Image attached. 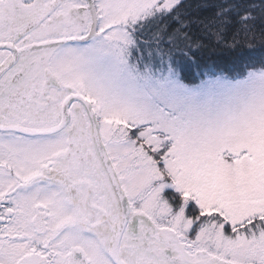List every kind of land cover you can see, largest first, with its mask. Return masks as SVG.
Instances as JSON below:
<instances>
[{
  "label": "snow or ice",
  "instance_id": "1",
  "mask_svg": "<svg viewBox=\"0 0 264 264\" xmlns=\"http://www.w3.org/2000/svg\"><path fill=\"white\" fill-rule=\"evenodd\" d=\"M169 10L0 0V264H264V79L241 109L224 78L132 95L81 75L75 42L122 50Z\"/></svg>",
  "mask_w": 264,
  "mask_h": 264
},
{
  "label": "trees",
  "instance_id": "2",
  "mask_svg": "<svg viewBox=\"0 0 264 264\" xmlns=\"http://www.w3.org/2000/svg\"><path fill=\"white\" fill-rule=\"evenodd\" d=\"M136 36L137 62L172 66L188 86L217 77L243 79L264 70V58L245 55L264 53V0H180L142 23Z\"/></svg>",
  "mask_w": 264,
  "mask_h": 264
},
{
  "label": "rangeland",
  "instance_id": "3",
  "mask_svg": "<svg viewBox=\"0 0 264 264\" xmlns=\"http://www.w3.org/2000/svg\"><path fill=\"white\" fill-rule=\"evenodd\" d=\"M179 2L180 0H167L170 10ZM137 30L138 28L122 50H119L116 45H109L104 41L93 47L88 46L81 50L76 49L78 53L84 56L85 63L82 68L87 69V75L92 73L95 76L97 65L101 70V73H98V77L101 79L99 85L132 95H147L155 85L162 83H171L176 87H195L203 82L188 86L180 81L179 74L172 66H165L164 68L160 62L156 68H153L150 62V64L146 63V65L143 62H141L142 65L137 62L138 60L135 56L136 48L139 47V42L136 41ZM128 44H131L130 50L127 46ZM139 66H144L145 68L142 67V69ZM217 78H224L233 86L230 99L234 105L242 109L258 100L259 84L264 79V70L251 72L248 76L238 80L226 77Z\"/></svg>",
  "mask_w": 264,
  "mask_h": 264
},
{
  "label": "flooded vegetation",
  "instance_id": "4",
  "mask_svg": "<svg viewBox=\"0 0 264 264\" xmlns=\"http://www.w3.org/2000/svg\"><path fill=\"white\" fill-rule=\"evenodd\" d=\"M101 42H103V40H98L96 38H90L89 40L87 41H82V42H75L72 47H74V49H84L85 47H93L97 44H100ZM83 53V52H82ZM87 69L85 68H82V71H81V75L85 77V80L86 81H89V82H92V81H95L96 83V87L99 88L101 87V85H99V81L101 80L99 77H98V73H101V70L100 68L96 65V74L95 76H93L92 73H88L87 75V72H86Z\"/></svg>",
  "mask_w": 264,
  "mask_h": 264
}]
</instances>
